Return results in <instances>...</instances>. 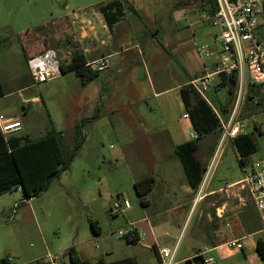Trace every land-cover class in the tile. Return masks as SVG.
<instances>
[{"label": "rangeland", "instance_id": "1", "mask_svg": "<svg viewBox=\"0 0 264 264\" xmlns=\"http://www.w3.org/2000/svg\"><path fill=\"white\" fill-rule=\"evenodd\" d=\"M111 1L0 0V72L6 92L17 85V78L30 77L25 54L52 48L69 63L72 54L79 50L77 36L83 31L82 24L76 23L77 17L98 12L100 5ZM120 2L123 16L110 31L101 33L103 40L111 37L110 49L102 47L96 53L107 57V67L98 71L86 88L72 71L52 81L31 85L21 93L24 99L38 96L42 106L22 103L16 95L7 98L22 122L21 134L33 140L47 132L62 133L63 150L70 159L67 168L35 197H26L21 188L0 193V264L9 258L15 264H29L47 256L53 264H72L68 255L72 246L79 258L89 264L133 259V264L151 261L155 264L154 240L158 246L169 249L177 245V264H201L199 258L189 262L183 258L197 253L202 246L207 214L231 199L223 190L191 204L192 194H188L180 164L172 162L171 165H176L173 169H162L160 147L165 151L162 153L169 152L166 142L167 132H171L169 124L184 135L190 120L182 116L186 111L180 89L157 92L179 84L188 76H199L203 63L208 65L218 56L216 38L220 31L208 21L203 0L197 1L198 8L193 7L190 14L183 12L189 7L185 0ZM66 15L73 19L57 20L58 16ZM95 25L100 29L96 21ZM176 27L182 30L172 39L171 31ZM193 41L198 46L207 45L211 56L198 54ZM184 44L190 45L187 52L170 51ZM110 51L120 52L107 56ZM251 84L245 76L230 98L221 77L215 75L209 89L203 92L206 99L200 97L223 123L228 113H222V109L234 110L236 120H247L245 130L253 134L256 145L255 152L242 165L233 141L222 138V129L202 135L194 154L205 169L204 182L198 189L200 195L237 184L242 186L241 194L249 202L242 180L253 164L264 159V106L254 107L247 101ZM255 89L264 96V88ZM82 91L89 94L88 102ZM87 114L95 120H85ZM77 124L81 125L80 136L75 132ZM80 139V145L73 151ZM168 171L165 188L175 197L163 209L158 197L164 188L161 180H165L163 175ZM147 176L155 179L153 188L143 195L151 204L142 205L134 182ZM117 198L128 200L130 208L124 212L111 211ZM90 220L98 223L99 234L92 232ZM131 229L139 232L137 241L128 238L126 233ZM260 238L264 239V234L242 240L243 248L226 264H264L256 251ZM204 257L216 261L214 255Z\"/></svg>", "mask_w": 264, "mask_h": 264}, {"label": "trees", "instance_id": "2", "mask_svg": "<svg viewBox=\"0 0 264 264\" xmlns=\"http://www.w3.org/2000/svg\"><path fill=\"white\" fill-rule=\"evenodd\" d=\"M208 4L209 15H213L216 11L215 0H209ZM98 10L109 29L124 14L123 5L117 0L100 5ZM85 64V59L81 54L74 52L70 62L63 65L62 70L63 73L75 72L80 83L85 85L98 75L97 71L90 70ZM217 75L221 77L222 86L226 87L229 97L232 98L239 83L238 71L233 70L229 74L218 73ZM256 87L264 88L261 85L251 84L247 93V101H251L254 107L264 106V96L259 94V91L255 89ZM179 92L192 128L196 133V138L176 146L175 154L181 163L187 183L193 190H197L202 181L204 171L201 163L194 156L195 152L198 151V140L204 134H210L216 132L217 129H221L220 120L214 109L203 98L191 91L188 86L181 87ZM221 111L226 113L225 109ZM75 132L77 136H80V124L75 126ZM61 138L62 133L54 131L47 132L36 140L8 137L0 132V193L21 188L26 197L32 198L45 191L50 182L57 178L68 166L70 155H65ZM232 141L239 154V162L243 165L245 158L256 150L253 134L246 132L236 136ZM80 143L81 139L77 140L73 151L78 148ZM154 180L153 176H147L134 182L136 193L142 205L149 204V201L143 195L153 188ZM89 222L92 232L96 235L99 234L100 227L98 223L94 220ZM128 238L130 241L139 239L136 229ZM256 251L260 258L264 260V239L256 241ZM68 255L72 264H89L88 261L79 258L73 246L68 249ZM195 259L198 258L193 257L190 260ZM190 260H187V262ZM125 263L133 264L135 260H124L111 264ZM2 264L11 263L8 262V259H3ZM29 264L44 263L41 260H36Z\"/></svg>", "mask_w": 264, "mask_h": 264}, {"label": "built area", "instance_id": "3", "mask_svg": "<svg viewBox=\"0 0 264 264\" xmlns=\"http://www.w3.org/2000/svg\"><path fill=\"white\" fill-rule=\"evenodd\" d=\"M216 11L208 15L207 19L220 31L217 36L219 43L218 68L216 73L229 74L233 70L238 71L239 83L246 76L252 84L264 87V43L256 38L258 27L264 23V4L260 0H215ZM76 18V17H74ZM1 41V35H0ZM192 46L196 47L198 54L209 57L211 52L208 46H198L194 41ZM30 75L35 84H43L63 75L62 67L66 63L58 55L57 50L48 48L26 59ZM107 57H98L86 62L92 71H101L107 67ZM212 83V74L190 82L192 89L203 97V92L208 90ZM240 93L237 99L239 103ZM215 111V110H214ZM217 114V113H216ZM188 117V114H184ZM220 120V119H219ZM247 120H236L233 110L228 120L220 121L222 138L234 139L236 136L245 134V123ZM20 122L5 119L0 116V132L8 136L20 129ZM196 138V133L193 135ZM242 183L247 188L252 204L258 211L264 231V159L252 165L250 172L246 173ZM130 208L126 199H115L111 204V211L124 212ZM135 229L126 234L131 235ZM119 235H124L119 232ZM229 248L240 249V241L232 240L226 243ZM177 245L173 249L162 247L158 249V264H177ZM206 251H198L194 257L200 258L201 264H217L212 257H204ZM11 259H8L10 262ZM44 264H53L50 256L41 260Z\"/></svg>", "mask_w": 264, "mask_h": 264}, {"label": "crops", "instance_id": "4", "mask_svg": "<svg viewBox=\"0 0 264 264\" xmlns=\"http://www.w3.org/2000/svg\"><path fill=\"white\" fill-rule=\"evenodd\" d=\"M117 1H120V0H117ZM197 1L198 0H185L186 5H189V7L186 6L188 8L186 10H183L184 14L193 13V11H192L193 7L198 8L197 7V5H198ZM260 1L262 4H264V0H260ZM203 2H204V5L202 6L203 11L209 15V4H208L209 0H203ZM64 17L67 18L68 20L73 19L72 17H69L66 15V16H58L57 20L64 18ZM77 19L78 20L76 21V23L79 22L80 24H82L81 29L83 28V31H81L77 36V42L79 44L78 45L79 46L78 52L85 59V62H88L90 60L98 58L99 56L96 53L100 50V48L107 47L108 49H110L111 37L108 41L103 40L101 33L103 34L104 31L108 32L111 29H109L107 27L102 15L99 11L98 12L94 11L93 13L88 14V15L83 14L80 17H77ZM95 21L99 24V27H97V28H100V29H96ZM180 30H182L181 27H176L175 30L171 31L172 39H174V37H175L174 35H179L178 32ZM255 35L259 41L264 43V23H262L258 27ZM107 38H109V36ZM177 40H179V39L177 38ZM179 41H181V40H179ZM1 42H2V37H1L0 44H1ZM29 43L31 44V42H29ZM189 44H184L183 46H178V47L175 46L173 49H170V51L171 52L175 51L176 54L181 53V52H187L186 50H188L187 48L190 46ZM166 47L169 48L170 46L168 45ZM119 52L120 51L114 52V53L118 54ZM110 53H111V51H110ZM114 53L108 54L107 56L113 55ZM29 56H31V55L26 54V57L24 60L26 61L27 57H29ZM218 60H219L218 56H216L214 59L210 60V63L208 65L203 63V69L201 70L199 76H196V75L188 76L179 84L171 86L170 88H167V89H162L157 93H163L165 91H170L173 89L178 90V89H180V87H184V86H188L191 91L196 93L192 89V87L190 86V82L193 80H196V79H198V78H200V77H202L208 73L212 74V77L217 75L216 69L218 68V65H219ZM65 63L67 64V61H65ZM183 68L186 69L185 67H183ZM67 73H69V72H67ZM67 73H64L63 75H65ZM29 74H30V72H29ZM30 78H31V82L33 84H30ZM4 83L5 82H4V80L2 78V74L0 72V116H2L5 119H11L14 121H19L20 125H21L19 130L9 134L8 137L10 136V137H15V138L31 140L27 134H21V132L23 131L22 122H21L20 118L16 115L14 108L10 107L11 103L7 102V100H8L7 98H9L12 95H16L19 98H21L22 103L34 102V103L38 104L39 106H42L43 101L40 100L38 96H31V97H28L26 99L22 98V96H21V93L29 90L35 83L33 82L31 75L28 79L26 78L25 80L17 78L16 79L17 85H15L10 90V92H6ZM87 84H85V85L81 84V85L83 86V88H86ZM82 96H83L85 102H88L90 100L89 94H86L84 91H82ZM181 101L183 104L182 98H181ZM3 105L5 106V108H3ZM183 106H184V104H183ZM22 107L24 109V105H22ZM226 111H228V110H226ZM226 113H228L227 116L229 118L231 111L226 112ZM184 114H187V113L185 112ZM184 114L182 116H184ZM88 115L89 114H87V116H85V117H87L85 120H91V121L95 120V118H93L92 116H88ZM183 118H189V117H183ZM228 118H227V120H228ZM191 128H192V124L190 121V125L185 128V132L183 135L179 132L177 127H174V126H172V124H169L168 130H170L171 132H167V135H166L167 136L166 142H168L169 146H170L169 152L167 154L162 153V151L163 152H165V151L163 150V147H160L161 148L160 153L163 155L162 156V162H163L162 165H164L162 167V169L169 168V171H170L171 169H173L172 167L176 166V165H171V163L173 162V164H175L174 162H176V161L181 166L179 159L177 158V156H175V148H176V146H178L184 142L195 139L193 136L195 134V132H194L193 128H192V130H191ZM257 129H258V127H257ZM33 140H36V139H33ZM160 145L162 146L163 143H159V146ZM181 168H182V166H181ZM169 171L167 173L165 172V174L163 175V178H165V180L164 181L161 180V182L163 183L164 188H163V191L160 192L161 194L158 197V201L164 206L163 209L169 207V205H171V203H172L173 197H175V195L168 193L166 188H165V185L167 183L166 175L169 173ZM185 180H186V177H185ZM203 182H204V175L202 176V181H201L200 185L203 184ZM186 184L188 187L187 188L188 194H192V197L190 198L191 204H194L195 202H197V199L201 200L202 198H207V197L214 195V194H217L218 192H221L223 190L225 192H227V194H229V196L231 195L230 200L223 202L222 205L220 207L216 208L214 211H212L211 214L210 213L207 214L206 220H205V222H206V235L203 238V243L201 246L202 248L199 247L197 249L198 251H200V250L206 251L207 254L214 255L216 257L217 264H226V262H225L226 260L231 258L233 255L238 254L239 250H241L243 248V246L240 249L229 248L226 245L227 242L232 241V240H238L241 243L242 240H244L245 238H247L249 236H254V237L256 236L257 237L261 234H264V231H262V223L260 220L259 213L255 209L254 205L252 204L250 196H249V202H246L245 197L241 194V190H242L241 185L235 184V185H233L234 187H231V188H226V189H220L219 188L216 190H210V191L204 192L202 195H200L201 192L200 191L198 192L200 185H199L197 190H193L189 186V184L187 183V180H186ZM148 201H149V204H151V201L150 200H148ZM166 205H168V206H166ZM137 233L139 235L138 231H137ZM152 245L154 246L155 251H156L157 262L155 264H158V249H160L164 246H161V247L158 246L156 240L153 241ZM195 255H196V253L192 254L191 256H186L183 259H185V260L189 259L190 260ZM9 263L15 264L14 262H12V260ZM149 264H154V263L151 261V262H149Z\"/></svg>", "mask_w": 264, "mask_h": 264}]
</instances>
